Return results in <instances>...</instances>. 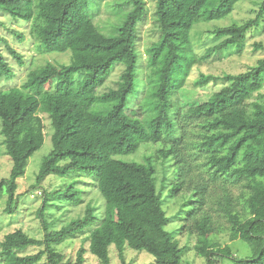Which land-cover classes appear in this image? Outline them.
Wrapping results in <instances>:
<instances>
[{
    "label": "trees",
    "instance_id": "trees-1",
    "mask_svg": "<svg viewBox=\"0 0 264 264\" xmlns=\"http://www.w3.org/2000/svg\"><path fill=\"white\" fill-rule=\"evenodd\" d=\"M94 1L48 0L43 6L40 38L48 53L71 52L70 63L55 66L48 62L32 70L21 87L0 90L2 134L13 162L10 176L0 182V202L8 195L7 212L15 213L12 206L17 200V181L25 176L30 158L45 143L41 117L44 114L51 119L54 129L53 149L43 160L38 183L50 175L67 178L81 173L92 178L106 201V218L95 226V208L88 206L84 217L53 232L46 218L49 198H64L78 205L81 191L69 186L64 192L46 196L39 211L44 240L30 237L22 230L6 235L0 250L4 264H40L45 257L49 264H69L53 246L89 228V248L78 252L76 264H85L88 252L101 264H111L112 245L123 261L129 247L151 254L154 264H181L183 250L166 230L168 218L157 191L152 160L148 158L147 164H140L122 157L135 154L142 143H157L163 136H174L179 131L171 112L178 70L185 62L181 50L190 45V33L196 24L225 18L242 0H157L160 39L150 57L156 85L150 88L151 98L147 101L154 113L148 126L128 115L130 102L139 93L136 44L138 26L147 15L146 2L127 0L130 11L115 28L116 33L103 36L90 16ZM0 12L17 21L31 22L36 14L35 0H0ZM251 26L252 22H248L218 29L215 34L225 39L208 49L200 60L207 61L230 47L240 46ZM2 41L6 40L0 37ZM7 48L23 65L21 54L8 44ZM118 66L124 70L117 87L99 94ZM0 74L13 77L1 49ZM263 74L264 61H260L250 72L226 76L222 80L229 82V86L191 108V117L207 119L211 133L200 147L210 154L215 172L239 181L249 180L251 189L246 202L248 218L241 219L231 209H227V217L233 235L251 247L252 256L239 259L229 246L214 244L209 239L208 219L204 216L197 223L202 238L195 249L208 264H219L218 259H229L234 264H264V103H254L249 114L246 100L253 90L245 86L250 79H259ZM217 80L221 79L203 75L199 83ZM53 83L54 90H46ZM176 146L170 145L168 151L160 153L164 159L175 156L182 186L187 183L191 165ZM205 190V185H198L193 199L200 203ZM32 247L44 249L35 254H21Z\"/></svg>",
    "mask_w": 264,
    "mask_h": 264
},
{
    "label": "rangeland",
    "instance_id": "rangeland-1",
    "mask_svg": "<svg viewBox=\"0 0 264 264\" xmlns=\"http://www.w3.org/2000/svg\"><path fill=\"white\" fill-rule=\"evenodd\" d=\"M47 1L35 0L36 14L31 22L17 21L0 12V37L6 40L0 42V49L13 72L12 78L0 74V90L21 87L32 70L43 67L48 62L55 66L70 63L71 52L48 53L40 38V29L44 24L43 6ZM126 1L93 2L90 16L101 35L110 36L116 33L115 28L121 25L125 15L130 11ZM145 2L147 15L138 26L139 38L136 44L139 55V93L131 100L128 115L148 126L154 113L148 108L147 101L151 98L150 88L156 85L152 77L154 67L150 57L153 49L159 44L160 31L156 21L157 0ZM248 22H252V26L246 40L240 46L230 47L207 61L200 60L208 49L218 46L225 39L215 34L218 29L232 25L242 26ZM190 39V45L181 50L185 62L178 70L179 77L175 82L172 96L174 108L171 113L179 131L174 136H163L157 143H142L135 154L122 158L140 164H147L148 158L152 160L157 191L162 197L163 208L168 218L166 230L172 233L174 240L183 250L181 264H208L207 259L199 256L195 249L202 238L197 223L204 216L208 219L209 239L214 244L222 248L229 246L233 255L239 259L248 258L253 254L252 249L233 235L227 209H231L233 214H238L241 219L248 218L246 202L251 194L250 181H239L235 177L215 172L210 163V154L200 147V143L211 133L206 126L207 119L191 117V108L206 102L212 94L229 86V82L222 80L226 76L250 72L259 66L260 61H264V0H242L225 18L196 24L191 30ZM7 44L21 54L23 65L9 53ZM123 70L122 66H118L105 86L99 90V94L115 89ZM203 75L221 80L200 84ZM245 86L253 90L246 100L248 113L251 114L254 103H264V74L259 79H250ZM46 90L53 91L54 83L47 85ZM41 117L45 128V143L30 158L25 176L17 181V200L12 206L15 213L7 212L8 195L0 202V250L6 235L17 230H22L38 240H44L45 233L39 219V211L43 208L46 196L64 192L69 186L81 191V201L78 205H72L64 198H49L46 218L51 223L53 232H58L73 220L84 217L88 206L95 208L97 219L95 226L106 218V201L92 178L79 175L81 173H74L67 178L50 175L38 183L37 176L43 160L53 149L51 137L54 132L51 119L44 114H41ZM170 145H177L176 148L182 150L191 165L185 185L179 184L175 156L164 159L160 153V150L168 151ZM12 166V159L6 151L0 120V182L10 176ZM198 185L206 186L205 192L200 196V203L193 199L194 190ZM90 232L91 228L86 229L68 237L61 244L54 245L53 248L55 252L64 256V262L76 264L78 252L82 248L86 250L89 248ZM42 249L44 247H32L21 254H35ZM109 251L111 264L155 263L154 257L146 251H136L127 247L124 261L114 245ZM218 263L234 264L229 259H218ZM0 264H4L1 259ZM40 264H49L47 257ZM85 264L101 263L96 256L88 252L85 254Z\"/></svg>",
    "mask_w": 264,
    "mask_h": 264
}]
</instances>
